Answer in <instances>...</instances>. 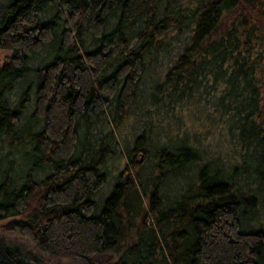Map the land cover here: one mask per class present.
Returning a JSON list of instances; mask_svg holds the SVG:
<instances>
[{
    "label": "trees",
    "instance_id": "obj_1",
    "mask_svg": "<svg viewBox=\"0 0 264 264\" xmlns=\"http://www.w3.org/2000/svg\"><path fill=\"white\" fill-rule=\"evenodd\" d=\"M0 47V264H264V0H0Z\"/></svg>",
    "mask_w": 264,
    "mask_h": 264
},
{
    "label": "rangeland",
    "instance_id": "obj_2",
    "mask_svg": "<svg viewBox=\"0 0 264 264\" xmlns=\"http://www.w3.org/2000/svg\"><path fill=\"white\" fill-rule=\"evenodd\" d=\"M10 50L8 48H4V47H0V63L5 60L7 58V56L9 55ZM178 113V118L177 119H173V120H169L166 122L164 121L163 125L165 127H167L169 135H162L159 136V139L162 140H169V138H173L174 135L179 136L180 139H183L185 137V135H189L190 132L193 130V127L196 126V121L192 118V116L190 115L191 112L185 109V107L180 108ZM127 118L125 120V122H134L135 120L133 118ZM122 131V128L120 129ZM130 130V128H129ZM127 133H129V131L127 130ZM127 135H132V134H127ZM158 140V138H157ZM128 164V168L127 172L123 174V176L126 177V175L128 174V172L133 173V168L132 166H130L129 161L127 159L124 158V154L122 156V163H121V169H123V167ZM110 181V180H109ZM7 219H2L0 220V223L6 221Z\"/></svg>",
    "mask_w": 264,
    "mask_h": 264
},
{
    "label": "water",
    "instance_id": "obj_3",
    "mask_svg": "<svg viewBox=\"0 0 264 264\" xmlns=\"http://www.w3.org/2000/svg\"><path fill=\"white\" fill-rule=\"evenodd\" d=\"M102 94H103V96L105 97V91L102 90ZM141 157H142V152H138L137 155H136V157H135V159H136L137 161H139V160L141 159ZM125 173H126V172H125ZM146 220H148V219H146Z\"/></svg>",
    "mask_w": 264,
    "mask_h": 264
}]
</instances>
